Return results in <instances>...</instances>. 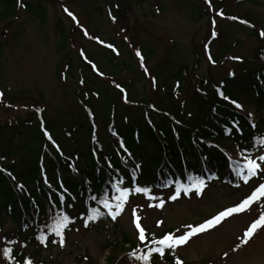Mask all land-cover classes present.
I'll return each mask as SVG.
<instances>
[{"label": "rangeland", "instance_id": "rangeland-1", "mask_svg": "<svg viewBox=\"0 0 264 264\" xmlns=\"http://www.w3.org/2000/svg\"><path fill=\"white\" fill-rule=\"evenodd\" d=\"M37 3L45 10L43 22L30 10V6ZM194 5L202 6L204 13L192 15ZM15 8L14 15L7 14L8 7L0 0V93L3 94L0 96V125L34 122L31 111H37L38 116L43 114L44 121H55L56 133L68 122L80 119L84 112L82 98L87 94L80 70L88 74L90 66L92 73L99 76L98 83L103 82L112 92L114 84L125 87L134 78L132 72L113 71L108 59L110 54L123 55L127 60L129 51L133 50L138 66L143 71L149 69L150 75L142 81L136 79L140 96L132 99L146 97L157 103L156 110L164 109L165 97L159 100L164 92L156 94L154 90V67L168 62L169 57L176 63L190 65L189 73L182 77L185 86V92L180 95L182 100L198 94L200 81L204 86L210 82L219 84L233 71L240 74L239 67L244 62L264 63V35H261L264 32V0H16ZM243 24L250 26L249 29H244ZM61 29L71 38L65 48L60 47ZM145 43L152 50L150 59L139 56ZM222 44L229 45L231 50L220 56ZM69 57L74 66L72 73L67 67ZM237 57L240 59H235ZM195 58L199 60L197 67L193 63ZM161 74L169 80L167 71ZM176 89L174 92L178 91ZM126 97L124 94L121 109L124 107L126 114L134 118L138 114L141 118L139 112L126 108L131 102ZM245 109L254 111L247 104ZM82 115L88 118L85 112ZM97 122L102 133L103 123L98 117ZM228 147L240 163H246L232 144L228 143ZM254 160L261 165V170L247 183L241 176L239 182L237 179L212 181L197 194L195 181L192 191L180 193L174 201L169 197L175 194L177 186L128 196L123 211L116 217L118 226L110 225L101 231L80 223L70 232H63V246L56 234L52 235L50 244L46 239L29 245L15 240V225L8 221L0 234V264H21L14 249H24L23 264L28 260L32 264H145L136 257L158 246L153 239H161L169 232L184 234L185 225H199L238 205L264 183V161H259L258 157ZM161 200L163 207L154 206ZM109 203L116 201L109 200ZM133 209L145 229L144 241L139 240ZM261 214H264V198L178 246L174 251L175 264L177 259L182 264H264V227L259 228L247 244L243 243L244 233ZM124 235L134 246L131 249L116 247L111 253L108 242ZM5 247L12 249L10 258L3 255ZM152 260L153 256L149 264ZM157 264L168 263L159 261Z\"/></svg>", "mask_w": 264, "mask_h": 264}, {"label": "trees", "instance_id": "trees-1", "mask_svg": "<svg viewBox=\"0 0 264 264\" xmlns=\"http://www.w3.org/2000/svg\"><path fill=\"white\" fill-rule=\"evenodd\" d=\"M3 2L8 7L6 13L14 15L16 0ZM30 10L42 22L45 20L41 3L30 6ZM191 12L197 15L204 10L194 5ZM243 26L247 30L250 27ZM61 33L60 47L65 48L71 38L63 29ZM230 50L229 45L222 44L219 55ZM139 56L151 58L152 50L146 43L142 44ZM108 59L113 71L132 72L134 78L125 87L114 84L115 92H112L103 82L98 83L99 76L92 73L90 66L89 76L80 70L87 89L81 106L88 118L82 112L80 119L68 122L56 133L55 121H44L43 114L38 116L37 111H31L34 122L0 125V234L10 221L15 225L13 239L29 245L37 242L38 234H44L50 244L55 234L53 228L63 215L72 222L62 232L68 233L75 225L86 222L87 228L102 231L110 225L118 226L100 202L114 200L120 194L118 188L146 187L154 193L178 185L191 187L201 179L205 184L217 180L239 182L237 172L245 163L238 164L240 160L234 157L228 143L245 160L264 155V144L258 142L264 138L262 61H243L240 74L233 71L234 75H228L219 84L210 82L204 86L200 81L198 94L182 100L180 95L185 92L182 77L189 73L190 65L176 63L169 57L168 62L154 67V90L156 94L164 92L159 100L165 97L164 109L156 110L157 103L146 97L132 99L140 96L136 79L142 81L150 75L148 68L143 71L138 66L133 50L129 51L127 60L116 54L108 55ZM68 60L67 67L72 73L74 66L70 57ZM198 62L195 58V67ZM164 70L169 80L162 78ZM221 92L230 99H223ZM124 94L131 100L126 108L139 112L141 118L138 114L135 118L126 114L124 107L121 109ZM232 100L242 107L237 108ZM246 104L254 111L246 110ZM97 117L103 123L102 133ZM143 193L133 191L129 196ZM92 208L99 209L103 215L89 220ZM108 246L112 253L116 247L131 249L134 242L124 235L110 240ZM14 253L23 264L24 249H14ZM152 254V264L159 261L175 264V253L171 250L163 256Z\"/></svg>", "mask_w": 264, "mask_h": 264}, {"label": "snow or ice", "instance_id": "snow-or-ice-1", "mask_svg": "<svg viewBox=\"0 0 264 264\" xmlns=\"http://www.w3.org/2000/svg\"><path fill=\"white\" fill-rule=\"evenodd\" d=\"M69 15H72V14L69 13ZM232 19H237V18L232 17ZM241 22L247 23V21H241ZM261 35H264V32H262ZM235 59H240V58L237 57ZM2 95L3 94L0 93V96ZM220 95L225 100L230 99L229 97L224 96L222 92L220 93ZM231 103L234 104L237 108L242 107L235 100H232ZM258 142L261 144H264V138H260ZM258 160L264 161V155L259 156ZM260 170H261V165L257 163L256 160L246 157V163L240 167V169L238 170V174H240L243 181L247 183L253 176L257 175L258 171ZM204 187H205V182L202 179L197 181L196 186H195L196 193L200 194L203 191ZM181 190H183L185 193H188L192 191V188L178 185L176 188L175 194L170 196L169 199L173 201L176 200L179 197ZM118 191L120 194L114 197V200L116 201L115 204L109 203L107 199L100 201L104 205V207L108 209V213L109 215H111L113 220H115L116 217L120 215V213L123 211V206L124 204L127 203V197L131 194V192L135 191V192L148 193L150 192V189L146 187L144 188L136 187L134 189L118 188ZM149 198L155 199V197H149ZM261 198H264V183L260 184L259 187H257L249 197L241 201L238 205L227 208L219 212L212 218L204 221L203 223H200L199 225H195V226L192 224L185 225L184 227L187 229V231L184 234L176 235L174 233L169 232L167 234H164L161 239H158V240L153 239L152 242L158 246L154 248H150L147 254H141L140 256H137L136 258L139 260L145 261V264H149L152 253H159L160 256H163L165 249H170V250H173L174 252L178 246L186 244L193 236H196L203 232H207L208 230L220 224L224 219L232 216L233 214L246 211L253 203L260 200ZM163 205H164V201L161 200L158 205H154V206L163 207ZM150 206H153V205H150ZM90 212H91V215H89L88 217L89 220L99 219V217L103 215V213H101L100 210L97 208H92ZM133 216H134L135 227L139 230V240L144 241L146 239L145 229L141 227L140 217L136 215L135 209H133ZM71 222H72L71 219L67 215H63L62 219L59 220L56 226L53 228V231L55 232V234L60 237L61 246H63L64 244V237H63L62 229L67 227V225ZM85 226H87V222ZM262 227H264V214H261L259 218L255 220L248 227L247 231L244 233L243 243L247 244L248 240L251 239L252 236L256 233V231ZM177 232H179V229H177ZM39 239H41V241L43 242L45 237L41 236L39 237ZM11 253H12L11 248H7V247L4 248L3 255L5 256V258H10ZM132 255H135V252H133ZM26 264H32V261L28 260L26 261ZM177 264H182V262L179 259H177Z\"/></svg>", "mask_w": 264, "mask_h": 264}]
</instances>
